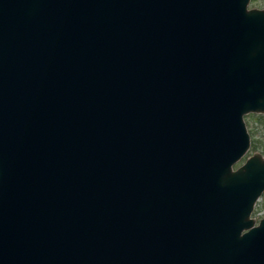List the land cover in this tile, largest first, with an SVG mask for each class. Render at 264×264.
Instances as JSON below:
<instances>
[{
  "label": "water",
  "instance_id": "water-1",
  "mask_svg": "<svg viewBox=\"0 0 264 264\" xmlns=\"http://www.w3.org/2000/svg\"><path fill=\"white\" fill-rule=\"evenodd\" d=\"M0 0V264H264V8Z\"/></svg>",
  "mask_w": 264,
  "mask_h": 264
},
{
  "label": "rangeland",
  "instance_id": "rangeland-1",
  "mask_svg": "<svg viewBox=\"0 0 264 264\" xmlns=\"http://www.w3.org/2000/svg\"><path fill=\"white\" fill-rule=\"evenodd\" d=\"M248 7H258L264 8V0H249ZM244 121L247 127V130H252V135L250 138L255 140L257 148L249 149L245 152V154L240 158V160L234 165V168L241 165L245 158L252 153L258 152L264 156V112L263 113H255L250 112L244 114ZM264 217V193L259 197L256 201L253 212L251 214V218L254 220V223L257 224L258 221Z\"/></svg>",
  "mask_w": 264,
  "mask_h": 264
},
{
  "label": "trees",
  "instance_id": "trees-1",
  "mask_svg": "<svg viewBox=\"0 0 264 264\" xmlns=\"http://www.w3.org/2000/svg\"><path fill=\"white\" fill-rule=\"evenodd\" d=\"M252 130H248V132H249V134H250V136L252 135V132H251ZM250 147L252 148V149H256L257 148V145H256V142H255V140L253 139V136H252V139L250 138Z\"/></svg>",
  "mask_w": 264,
  "mask_h": 264
},
{
  "label": "flooded vegetation",
  "instance_id": "flooded-vegetation-1",
  "mask_svg": "<svg viewBox=\"0 0 264 264\" xmlns=\"http://www.w3.org/2000/svg\"><path fill=\"white\" fill-rule=\"evenodd\" d=\"M258 199H259V198H258ZM258 199H257V200H258ZM255 203H256V202H255ZM254 206H255V204H254ZM253 209H254V208H253ZM252 212H253V211H252ZM251 214H252V213H251ZM250 218H251V215H250ZM258 222H259V221H258ZM254 224H255V223H254ZM257 224H258V223H257ZM257 224H255V225H257Z\"/></svg>",
  "mask_w": 264,
  "mask_h": 264
}]
</instances>
